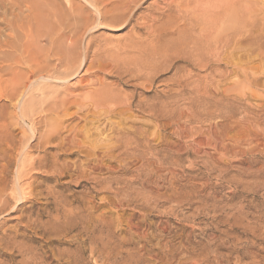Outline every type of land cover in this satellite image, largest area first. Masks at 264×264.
<instances>
[{
	"label": "rangeland",
	"instance_id": "obj_1",
	"mask_svg": "<svg viewBox=\"0 0 264 264\" xmlns=\"http://www.w3.org/2000/svg\"><path fill=\"white\" fill-rule=\"evenodd\" d=\"M86 2L0 0V39L15 33L22 43L12 36V47L26 50L12 53L9 39L0 41V58L13 57L0 64V194L25 198L1 214L0 237L9 242L17 233L16 242L33 246L31 264H264V0H136L127 26L104 23L72 38L82 65L68 82L34 91L32 71L58 63L52 51L78 13L99 20ZM80 4L90 11H78ZM50 24L54 46L45 33ZM22 79L27 95H37L17 102L10 91ZM101 85L119 101L66 123L65 135H78L72 146H31L29 125L50 113L39 108L26 119L24 101L73 103ZM15 246L0 249L21 264Z\"/></svg>",
	"mask_w": 264,
	"mask_h": 264
},
{
	"label": "bare ground",
	"instance_id": "obj_2",
	"mask_svg": "<svg viewBox=\"0 0 264 264\" xmlns=\"http://www.w3.org/2000/svg\"><path fill=\"white\" fill-rule=\"evenodd\" d=\"M89 1L90 0H88V2H86V0H85V2H86V6H88V5H90V4H92V3H89ZM94 2V4L95 5H91V8L93 9V11L95 10L97 13H98V17H99V20L98 21H92L89 17H85L84 16V13H78V15L79 16H76V22L74 23V24H69V26L67 27V29H69V33H70V36L68 37V38H66L65 39V34H63L62 35V37L65 39L63 42H62V44H61V46H60V48H59V50H58V52L56 53V52H53L52 51V53H54V55L53 56H51L53 59L55 58V56H56V61L58 62L57 64L55 63H53V60L51 61V60H48V66H47V68L45 67V68H39L38 66H36V68H37V71H34V73H33V71H32V76L34 77V81H32L31 82V86H32V88H34V91H36V90H38V89H40L41 88V85H42V83H44V84H46L47 83V81L49 82V81H59L60 83L61 82H68V79H65L66 77H70V76H73L74 75V73H76V71H78V70H81L80 69V67H81V65H82V63H81V61H79V57H77L78 55H75L76 54V50H77V45H78V42L76 41V40H72V38H75L76 36H78L79 34H80V32H81V30H83V31H86V32H88L87 30H89V31H92V30H97V29H99L100 28V26H102L101 24H104V23H107V25L108 26H110V25H121V26H125L127 23L129 24V22H131L133 19L131 18L130 19V12H131V10H132V8H131V5L132 4H136L135 2H136V0H91V2ZM101 1H103V2H108L109 1V3H107V5L106 6H103V7H101V8H98V5L101 3ZM87 3H89L88 5H87ZM101 4H104V3H101ZM81 5V4H80ZM110 7L109 9L107 8V7ZM90 7V6H89ZM79 8V10L78 11H90L88 8L86 9V7H84V5H81L80 7H78ZM72 10L73 9H71V12H72ZM77 11V12H78ZM135 11V10H134ZM74 13H76V12H74ZM133 13H135V12H133ZM132 13V14H133ZM72 14V13H71ZM86 14V13H85ZM96 16V15H95ZM131 16H133V15H131ZM168 16V15H167ZM134 18V17H133ZM177 19V18H176ZM4 20H6L5 18H4ZM245 20V19H244ZM6 22H7V20H6ZM6 22H4V25H6L7 23ZM10 22V21H9ZM81 22V23H80ZM173 22V21H172ZM6 23V24H5ZM19 23V22H18ZM46 24H47V22H45ZM11 24H14V23H12L11 22ZM10 24V25H11ZM44 24V23H43ZM49 24V23H48ZM17 25V24H16ZM51 25V26H50ZM49 25V28L50 27H52L53 29L56 27H54V25L52 26V24H50ZM80 25V26H79ZM7 26H8V24H7ZM6 26V27H7ZM15 26V25H14ZM39 26V25H38ZM46 26H48V25H46ZM127 26V25H126ZM250 26V25H249ZM11 27V26H10ZM10 27H8L7 29H9ZM13 27V26H12ZM18 27H21V26H19L18 25ZM16 28V31H20V30H22V27H21V29L20 30H17V29H19V28ZM42 27V26H41ZM82 27V28H81ZM240 27V26H239ZM39 28V27H38ZM45 28L46 27H44V30H45ZM49 28H46L47 30H46V35L48 36V40L50 41V43H51V45L52 46H54V45H56V43H57V40L52 36V34H54L55 32H53V29L51 30V28L49 29ZM122 28V27H121ZM13 29V28H12ZM3 30V29H2ZM1 30V31H2ZM44 30H43V33H44ZM53 32H51V31ZM55 30V29H54ZM209 30V29H208ZM16 31H14L13 30V32H16ZM51 32V33H50ZM93 32V31H92ZM4 33V32H3ZM17 33V32H16ZM2 34V33H1ZM0 34V35H1ZM10 34V33H9ZM82 34V33H81ZM4 35V34H3ZM11 35V34H10ZM6 35L7 37H4L3 36V40H4V38H5V42L7 41L6 40V38L7 39H9L10 40V42H9V40H8V43L6 44V46L9 48V49H11L12 48V53L14 52L13 51V48H15V46H17V45H15L14 46V43L16 44V43H18L19 42V40L21 39H19V37L17 38V40H18V42L16 41V35H15V33H14V35ZM45 35V36H46ZM61 35V34H60ZM12 36H14V37H12ZM234 36V35H233ZM11 37H12V39H13V41H15L14 43H13V46L14 47H12V45H11ZM58 37V36H57ZM2 38V37H1ZM14 38H15V40H14ZM68 39V40H67ZM2 39H0V41H1ZM2 40V41H3ZM26 40H27V38H26ZM26 40H25V42H26ZM1 41V42H2ZM69 43V41H71L72 43H73V45H74V47H69V46H73V45H70L69 44V46H68V44H66L67 42ZM1 42H0V44H1ZM5 42H4V44H5ZM27 42H28V40H27ZM20 44L22 43L21 41L19 42ZM38 43V42H37ZM3 44V43H2ZM3 44V45H4ZM39 44V43H38ZM37 44V45H38ZM19 45V44H18ZM24 45V43L22 44V46ZM36 45V44H35ZM6 46H4V47H6ZM18 47V50L21 48H23V47ZM240 46V45H239ZM243 46V45H242ZM16 47V48H17ZM28 47V46H27ZM29 47H31L32 48V46H29ZM232 47V46H231ZM245 47V46H244ZM15 48V49H16ZM40 48V49H39ZM38 49L39 50H41V47H39ZM53 48V47H52ZM51 48V49H52ZM2 49H3V47H2ZM2 49H0V50H2ZM43 49H45V48H42V50ZM51 49H49L50 50V52H51ZM7 50V49H6ZM23 50V49H22ZM30 50V49H29ZM29 50L27 51V53H29ZM35 50H37V48L35 49ZM38 50V51H39ZM41 50V52L42 53H38L37 51H33V53L35 52H37L39 55L40 54H42V56H44L45 55V51H42ZM49 50H47V51H49ZM3 51V50H2ZM1 51V52H2ZM31 51V50H30ZM55 51H57V50H55ZM8 52H11V50L10 51H8ZM16 52H18V51H15V53ZM20 53H21V56L22 55H24V52H26V50H23V52H21V51H19ZM18 52V53H19ZM50 52H48V53H50ZM2 53H4L5 55H6V53L5 52H2ZM23 53V54H22ZM32 53V52H31ZM30 53V54H31ZM44 53V54H43ZM56 53V54H55ZM7 54H10V53H7ZM0 55H2V54H0ZM16 55V57H18L17 56V54H15ZM14 54H13V56H15ZM29 55V54H28ZM28 55L27 56H25V60L26 61H29L28 59H29V57H30V55H29V57H28ZM46 55H48V54H46ZM45 55V56H46ZM2 56H4V55H2ZM2 56H0V57H2ZM21 56H19V57H21ZM12 57V56H11ZM11 57H8V62H9V58H11ZM27 57H28V59H27ZM34 57H35V55H34ZM47 57V56H46ZM50 57V58H51ZM4 58H6L7 59V57L5 56ZM4 58H0V64H1V66L3 65L2 63L3 62H6L5 60H4ZM13 58V57H12ZM31 58H33L32 56H31ZM37 58V57H36ZM15 59V58H14ZM22 59H23V57H21V60L20 59H18L17 60V58H16V60L17 61H22ZM82 59V58H81ZM84 59H85V61L87 60V56L85 55V57H84ZM83 59V60H84ZM13 60V59H12ZM11 60V61H12ZM24 60V62H23V64H25L26 63V61ZM32 60H34V59H32ZM10 61V62H11ZM19 61V64H18V62L17 63H15V64H18V65H21L22 63ZM31 61V60H30ZM38 61V60H37ZM8 62H6L7 64H8ZM34 62V61H33ZM21 63V64H20ZM10 64V63H9ZM14 64V63H13ZM22 64V65H23ZM28 64H29V62H28ZM84 64V63H83ZM10 65H12V64H10ZM10 65H7V67H10ZM17 65V66H18ZM27 64H25V66H26ZM31 65V64H30ZM4 66H5V64H4ZM16 66V67H17ZM24 66V65H23ZM29 66V65H28ZM41 66V65H40ZM15 67V65H13V68ZM15 67V68H16ZM32 66H30L29 68H31ZM1 68V67H0ZM11 68V67H10ZM9 68V69H10ZM22 68H24V67H22ZM61 68H64V70H60ZM2 70H3V68H1ZM12 69V68H11ZM4 70H6V66H5V69ZM15 70V69H14ZM27 70H28V68H27ZM32 70H34V68L32 69ZM30 71V70H29ZM71 71H73V72H71ZM0 72H1V74H2V71L0 70ZM4 73V72H3ZM21 73V75H22V72H20ZM30 74V73H27V72H24L23 74ZM19 74V73H18ZM17 74V75H18ZM20 75V74H19ZM18 75V76H19ZM27 75H24L25 77H26V81H27V79L28 80H30V77H29V75L27 76ZM31 76V75H30ZM55 76H58V78L57 77H55ZM23 77V76H22ZM24 78V77H23ZM76 78V77H75ZM20 79V78H19ZM0 80H1V78H0ZM3 80V79H2ZM23 81L25 80V79H22ZM21 80V81H22ZM32 80V79H31ZM20 81V80H19ZM2 82V81H1ZM5 82V81H4ZM15 82H17V81H15ZM28 82V81H27ZM58 82V83H59ZM53 83V82H52ZM57 83V82H56ZM93 83V82H92ZM11 85H15V84H13V83H11ZM10 85V88L11 89H13L12 88V86ZM34 85H39L36 89H35V87L36 86H34ZM57 85V84H56ZM9 86V85H8ZM49 86V85H48ZM48 86H46V87H48ZM52 86V85H51ZM30 87V86H29ZM93 87V86H92ZM105 87H107V86H99L98 88H93L92 89V91H88L87 90V93H84L85 94V96H84V99L82 98V100H80V95H78L77 96V98H79V100L80 101H74L73 103H71V102H67L64 98L63 99H61V100H59V101H55V99H54V101L53 102H46V101H44L43 103L42 102H35V101H33V100H30V101H28L27 100V102L26 101H24V103H22L23 105H24V107H23V105L21 104V110H20V107H19V110H20V112L19 113H21L22 114V116H23V114H24V117L27 119V117L26 116H29V114L30 115H32L33 113H35V112H37V110H39V108L41 109L40 110V112L39 113H37V114H42V113H50V115L48 116L47 114L46 115H42V116H40V121L39 122H35V121H33V124L32 125H29V128H30V131H32L33 132V134H32V136L29 138V140H33L32 142L33 143H36V141H37V143L36 144H31V146L33 147V148H43V149H45V152L46 151H48V149L51 147V145H52V143L53 142H55V141H57V140H60V143H58L59 145V147L61 146V145H64V144H67V140H69V145H71V144H74L75 143V141H76V139H77V137H78V135H76L75 134V132H76V130H74V131H72L73 132V135L71 134H68L69 136H67V135H65V133H67V131H70L68 128L70 127L71 128V126H65L66 125V123H68L70 120H72V119H74V117L77 115V116H80L79 114H80V112H82L81 114H85V115H87V114H90L91 113V109H92V111L93 110H96V114H98L97 112H101L102 110H104V107H106L108 104H111V103H113V102H116L115 101V99H114V97H113V90L112 91H110V90H108L107 88H105ZM32 88H31V90H32ZM43 89L45 88V87H42ZM10 89V90H11ZM28 87H27V84H26V82L24 81V82H22V83H19V85H17L16 87H14V90H12V91H10V92H12V93H14V96L16 97V101L18 102V99H19V97H20V99H23V100H26V96H27V98H28V96L30 95V96H32V94L34 93L35 95H37V92L35 93V92H32V94H29V95H27V93H28ZM51 89V88H50ZM109 89H110V87H109ZM48 90V89H47ZM91 90V89H90ZM14 91V92H13ZM30 91V90H29ZM51 91V90H50ZM58 91V90H57ZM64 92V91H63ZM86 92V91H85ZM115 92V91H114ZM1 93V92H0ZM12 93H9L8 92V95H13ZM39 93V92H38ZM52 94V93H51ZM81 94H83V93H81ZM1 95V94H0ZM4 95H6L5 93H4ZM8 95H7V97H8ZM59 95V94H58ZM2 96H3V94H2ZM2 96H0V97H2ZM14 96H13V98H14ZM29 96V97H30ZM57 96V95H56ZM56 96H55V98H56ZM61 96V95H60ZM75 96V95H74ZM74 96H72V97H74ZM83 96V95H82ZM5 98H6V96H4ZM10 97V96H9ZM34 97V96H33ZM72 97H71V99H72ZM11 99H13L12 98V96L10 97ZM32 98V97H31ZM35 98H37L36 96L34 97V99ZM59 98H61V97H59ZM65 98H66V96H65ZM68 98H70L69 96L67 97V99ZM121 98V97H120ZM9 99V98H8ZM10 100V99H9ZM38 100V99H37ZM53 100V99H52ZM70 100V99H69ZM68 100V101H69ZM75 100H76V96H75ZM84 100H87V102L86 101H84ZM122 100V99H121ZM127 100V99H126ZM13 101H15V98H14V100ZM119 101V99L117 100V102ZM123 101V100H122ZM121 101V102H122ZM85 102V103H84ZM117 102H116V104H117ZM120 102V103H121ZM124 102V101H123ZM122 104V103H121ZM124 104V103H123ZM13 106H15L16 107V104L14 105L13 104ZM127 106V105H126ZM89 109V110H88ZM71 110H74V111H76V112H72ZM98 110V111H97ZM94 113V112H93ZM93 113H91V114H93ZM113 113H115V112H113ZM20 114V115H21ZM95 114V115H96ZM94 115V114H93ZM106 115H107V113H106ZM34 116V115H33ZM90 115H88V117H89ZM39 117V116H38ZM91 117H93L92 115H91ZM115 117V116H114ZM117 118H118V116H116ZM121 117H123V116H121ZM23 118V117H22ZM84 118V117H83ZM83 118H82V120H83ZM77 119V118H76ZM89 119V118H88ZM110 119V118H109ZM116 119V118H115ZM123 119V118H122ZM125 119V118H124ZM84 120H85V118H84ZM127 118H126V122H127ZM81 121V120H80ZM94 120H93V118H92V121L91 122H93ZM106 121V120H105ZM110 121V120H109ZM125 120H123V122H124ZM23 122V121H22ZM28 121L26 120V123H27ZM29 123V122H28ZM87 123V122H86ZM97 123H99V121L97 122ZM100 123H102V122H100ZM103 123H104V121H103ZM108 123V122H107ZM107 123H106V125H107ZM111 123V122H110ZM30 124V123H29ZM94 124V123H93ZM43 125H44V127L45 128H43ZM111 125H113V126H111V127H114V124H112L111 123ZM120 125H121V122H120ZM77 126H79V125H77ZM85 126V125H84ZM105 126V125H104ZM104 126H103V128H104ZM124 126H125V124H124ZM76 127V126H75ZM75 127H74V129H75ZM100 127V126H99ZM106 127V126H105ZM116 127V129H117V126H115ZM34 128V129H33ZM76 128H78V127H76ZM83 128V127H82ZM81 128V130H82V133H85L84 131H83V129ZM102 128V129H103ZM118 128H119V126H118ZM72 129V128H71ZM80 129V128H79ZM84 129H86L85 127H84ZM100 129V128H99ZM105 129V128H104ZM109 129V128H108ZM111 129H113V131H120V129L119 130H114V128H111ZM111 129H109V130H111ZM127 128H125V129H123V131H122V134H123V132H125V131H127L126 130ZM87 130V129H86ZM98 129H96V131H97ZM101 130V129H100ZM125 130V131H124ZM80 131V130H79ZM89 130H87L86 131V133H90V132H88ZM100 132H102V131H100ZM104 132V131H103ZM106 132V131H105ZM112 132V131H111ZM131 132V131H130ZM134 132V131H133ZM69 133V132H68ZM78 133V132H77ZM81 133V134H82ZM95 133V132H94ZM99 133V132H98ZM115 133V135H116V133L117 132H114ZM136 133V132H135ZM104 134V133H103ZM119 134H120V132H119ZM119 134H117V135H119ZM125 134V133H124ZM127 134H129V133H127ZM132 134V133H131ZM63 135H65V136H63ZM83 136H84V134H82ZM81 135V136H82ZM90 135V134H89ZM100 135H102V134H95V136H97V138H98V136H100ZM82 136V137H83ZM86 136H87V134H86ZM92 136H93V134H92ZM123 136V135H122ZM29 137V136H28ZM82 137H80V139L81 140H83L82 139ZM85 137V136H84ZM88 137V139L91 137V135L90 136H87ZM87 137H85V139H87ZM101 137V136H100ZM113 137V136H112ZM93 138H96V137H93ZM96 138V139H97ZM115 138H117V137H115ZM114 138V139H115ZM118 138H121V135H120V137L118 136ZM117 138V139H118ZM78 140V144H80L79 142L81 141V140ZM86 140V142L88 141H90V140ZM106 139V138H105ZM132 139V138H131ZM99 140H100V138H99ZM123 140V139H122ZM127 140H128V138H127ZM96 141V140H95ZM26 142V141H25ZM66 142V143H65ZM92 142V141H91ZM110 142V141H109ZM130 142V141H129ZM27 143H29L30 144V142H28L27 141ZM71 143V144H70ZM90 143V142H89ZM93 143V142H92ZM98 143H99V141H98ZM128 143V142H127ZM29 144H27V145H29ZM100 144V143H99ZM25 145V144H24ZM85 145V144H84ZM128 145V144H127ZM129 145H130V143H129ZM72 146V145H71ZM75 147L76 146H78L77 144H75L74 145ZM90 146V145H89ZM92 146H94V145H92ZM27 147V146H26ZM52 147H54V146H52ZM65 148V146H62V149H64ZM82 147V146H81ZM94 147H96V146H94ZM25 148V147H24ZM58 148V147H57ZM73 148V147H72ZM83 148V147H82ZM88 148V147H87ZM109 148H111V147H109ZM92 149V148H91ZM51 150V149H50ZM61 151V150H60ZM69 151V150H68ZM98 151V150H97ZM103 151V150H102ZM101 151V152H102ZM23 152V151H22ZM104 153V152H103ZM47 154V153H46ZM27 155V154H26ZM103 156V155H102ZM24 157H25V155H24ZM27 157H29L28 155H27ZM56 157V156H55ZM58 157V156H57ZM56 157V158H57ZM22 158V157H21ZM26 158V157H25ZM23 159V158H22ZM27 159V158H26ZM31 159H33V158H31ZM28 160V159H27ZM27 160H26V162L25 163H27ZM34 160V159H33ZM36 160V159H35ZM44 161H45V159H43ZM64 160V159H63ZM95 160V159H94ZM22 161V160H21ZM29 161H30V158H29ZM24 162V161H23ZM35 162V161H34ZM34 162L32 163V162H30V166L31 165H34ZM96 162H97V160H96ZM100 162H101V160H100ZM63 163H65V160H64V162ZM62 163V164H63ZM78 163V162H77ZM40 164V163H39ZM42 164H43V161H42ZM67 164V163H66ZM65 164V166L67 167V165ZM71 164V163H70ZM17 165V164H16ZM36 165V164H35ZM34 165V166H35ZM75 167H77L75 164H73ZM25 166V165H24ZM29 166V165H28ZM28 166L26 165V167L28 168ZM34 166H32V168H34ZM41 166V165H40ZM62 166H64V165H62ZM69 166V165H68ZM73 166V167H74ZM6 168H8V167H6ZM22 168V167H21ZM29 169V168H28ZM20 170H23V168L22 169H20ZM21 173H22V171H21ZM19 174V173H18ZM20 175H22V174H20ZM75 175V174H74ZM18 178V177H17ZM58 178V177H57ZM5 187V186H4ZM18 187V189H19V185L17 186ZM26 187V186H25ZM7 189H9V188H7ZM2 190V189H1ZM0 190V191H1ZM10 190V189H9ZM8 190V191H9ZM20 190V189H19ZM18 190V191H19ZM13 192V191H12ZM20 193V196L16 199H12L13 197H10V196H8V195H3V194H0V216H1V214H3V213H5V212H7L8 210H15V209H17L18 208V206H21L22 204H23V202H25V198H24V193H22V191L21 192H19ZM4 194H6V193H4ZM12 194V193H11ZM16 194V193H15ZM15 194H14V196H15ZM12 196V195H11ZM16 200H24V201H22L21 203L19 202L18 203V201H16ZM27 202V201H26ZM19 208H21V207H19ZM26 208V207H25ZM24 208V209H25ZM31 208H32V206H31ZM23 209V208H22ZM16 211V210H15ZM23 211V210H22ZM26 211H27V209H26ZM25 211V212H26ZM28 212V211H27ZM22 213H24V212H22ZM32 214V213H31ZM31 214H29L30 216H31ZM4 215V214H3ZM5 215H8V213L7 214H5ZM38 215V214H37ZM41 216V215H40ZM23 217H26V216H23ZM27 217H29V216H27ZM32 217V216H31ZM41 218V217H40ZM21 219V217L19 218V220ZM24 219V218H23ZM32 219V221H33V218H31ZM34 219H35V217H34ZM37 219H38V217H37ZM2 217H0V224L2 223ZM28 220V219H27ZM26 220V221H27ZM5 221V220H4ZM35 221V220H34ZM37 221H39V220H37ZM37 221H35V223H37ZM22 222V221H21ZM31 222V221H30ZM28 223V222H27ZM27 223H26V227L28 226L27 225ZM3 224V223H2ZM30 224V223H29ZM36 225V224H35ZM37 225H39L38 223H37ZM2 226V225H1ZM38 227V228H37ZM37 227H35L34 226V228H37V229H40L41 230V228H39V226H37ZM25 228V227H24ZM16 231H18V230H16ZM15 234V236H17L16 234L17 233H14ZM44 234H45V231H44ZM7 235V234H6ZM5 235V236H6ZM20 235V234H19ZM22 235H23V233H22ZM3 236V235H2ZM9 236V235H8ZM15 236H14V238H12L11 236V240H13V242L11 243V240L8 242V240H6L7 239V237H4V238H1L0 237V248H6L7 250H11V249H14L15 250V248H16V246H15V244L17 243V246H19L20 247V249H19V253H23V255L24 256H22L23 257V259H22V263L21 264H31L30 263V261L29 260H32V256L34 255V254H32L33 252L31 251V249H32V247H31V249H29V247L27 248V247H25V245H23L22 243H21V245H20V243L19 242H16L15 240H16V238H15ZM44 236V235H43ZM10 237H8V239L10 238ZM6 238V239H5ZM22 242V241H21ZM19 243V244H18ZM27 245V244H26ZM29 246V245H28ZM34 249H35V247H34ZM36 252H37V250H36ZM18 253V254H19ZM16 255V254H15ZM36 255H37V253L35 254V257H36ZM39 255V254H38ZM37 255V256H38ZM17 256V255H16ZM3 257H6V261H2V260H0V264H14V261H16L15 259H16V257L14 256V254H6L5 252H3V249H0V258H3ZM18 257V256H17ZM41 257V256H40ZM43 259V258H42ZM41 259V260H42ZM34 260H36L35 262H33V263H36L37 262V258L36 259H34ZM41 260H40V262H41ZM46 260V259H45ZM33 261V260H32ZM31 261V262H32ZM39 261V260H38ZM39 262H37L36 264H38ZM18 264V263H17ZM39 264H41V263H39Z\"/></svg>",
	"mask_w": 264,
	"mask_h": 264
}]
</instances>
